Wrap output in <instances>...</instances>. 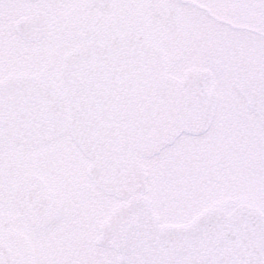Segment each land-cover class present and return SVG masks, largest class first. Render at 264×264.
Returning a JSON list of instances; mask_svg holds the SVG:
<instances>
[{
    "label": "snow or ice",
    "instance_id": "obj_1",
    "mask_svg": "<svg viewBox=\"0 0 264 264\" xmlns=\"http://www.w3.org/2000/svg\"><path fill=\"white\" fill-rule=\"evenodd\" d=\"M0 264H264V0H0Z\"/></svg>",
    "mask_w": 264,
    "mask_h": 264
}]
</instances>
